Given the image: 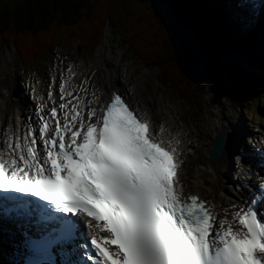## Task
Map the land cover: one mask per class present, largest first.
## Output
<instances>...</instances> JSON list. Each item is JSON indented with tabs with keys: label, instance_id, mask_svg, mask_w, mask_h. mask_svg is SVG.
I'll return each mask as SVG.
<instances>
[{
	"label": "snow or ice",
	"instance_id": "snow-or-ice-1",
	"mask_svg": "<svg viewBox=\"0 0 264 264\" xmlns=\"http://www.w3.org/2000/svg\"><path fill=\"white\" fill-rule=\"evenodd\" d=\"M60 92L63 101V84ZM73 99L47 114L41 105L23 135L3 132L0 191L76 217L86 225L84 247L92 253L85 255L94 264H264V214L253 201L218 220L214 205L185 194L178 134L167 130L165 141V126L153 128L120 94L86 118L83 97ZM58 219L59 235L36 242L38 250L72 236L73 222Z\"/></svg>",
	"mask_w": 264,
	"mask_h": 264
},
{
	"label": "trees",
	"instance_id": "trees-1",
	"mask_svg": "<svg viewBox=\"0 0 264 264\" xmlns=\"http://www.w3.org/2000/svg\"><path fill=\"white\" fill-rule=\"evenodd\" d=\"M161 1L171 6L168 13L154 0H0V53L11 45L16 48L20 64L38 63L45 61L56 46H71L75 38L94 52L106 27L111 26L119 45L127 46L145 68L156 69L163 85L173 84L187 109L197 108L204 80L210 76L222 79L225 74V63L206 40L207 30L214 36L220 34L215 18L224 10L225 0ZM180 14L204 29L202 43L194 47V53L206 50V76H200L201 70L194 66L198 60L172 19ZM221 19L230 25L224 16ZM218 42L222 51H233L230 42L221 38ZM257 59L252 66L256 70L245 65L230 69L231 84L242 91L244 99L264 92V56ZM255 114L256 109L250 105L248 118Z\"/></svg>",
	"mask_w": 264,
	"mask_h": 264
},
{
	"label": "rangeland",
	"instance_id": "rangeland-1",
	"mask_svg": "<svg viewBox=\"0 0 264 264\" xmlns=\"http://www.w3.org/2000/svg\"><path fill=\"white\" fill-rule=\"evenodd\" d=\"M154 1L160 8H164L165 12L168 13L171 10V7L164 5L163 1ZM259 13V18L250 21L249 25L243 22L244 17L241 14L239 16L231 13L229 15L230 18H227L232 19L230 22L233 24L231 27L233 29L247 30L248 32L256 30L253 41H251L252 44L248 46L252 49V53L250 52V54L240 57H230L231 60L228 64L232 63V65H235L238 64L237 61L253 64L255 63V57L264 55V7L260 9ZM173 19L180 36L187 41L186 45L189 51L198 60L197 64L199 62L204 63V56L201 51L200 53H194L195 50L193 49L198 47L195 45H199V41H201V28L190 25L183 19L182 15L173 17ZM237 19L241 26L236 24L235 21ZM104 35V41L100 43L95 52H90L88 48H84L79 44L78 39L75 38L71 46L55 47L52 56L46 62H28L23 65L21 67L22 76L18 74L19 66L16 48L6 45L0 53V96L4 97L5 91L10 85L14 84L15 86H12L14 88L17 87V95L20 98H23L22 95L27 98L28 96L33 98V92L36 88L41 87L43 91L47 88L51 90L54 87L53 77L61 81L67 69L71 66H77L81 69V73L85 78H89L87 82L79 81V84L87 88V90H93L98 83V78L94 76L97 75L99 78H103L104 75L103 65L106 63V59L102 46L106 45L107 50L111 48L114 54L122 55L121 63L126 62L129 65L131 81H134V86L138 90L142 101L146 99V93H148L156 101L157 108L163 107L165 102L167 106L176 110L177 119H181L180 125L191 131V147L187 149V154L188 152L192 154L196 147L207 142L209 138L214 141L220 131H225L219 129L221 125L228 126L227 132H234L236 125H239L237 132H234L235 142L238 143L237 148L231 155L226 172L231 180L236 182L242 179L240 171L244 168L251 170L255 167L256 161L253 158H256V152L259 149L264 148L261 144L264 141V92L258 96V106L262 112L261 117L258 116L257 120L248 119L245 108H247V103L251 100L243 102L238 95L232 92V87L228 82L229 72L225 74V78L221 81L210 76L205 79L201 89L200 105L192 111L187 109L180 101V97L175 94L176 87L173 84L163 86L157 70L145 69L142 63L134 55L130 54L127 46L118 45L114 42L108 28H106ZM226 61L225 59L224 62ZM145 77L147 80L142 81ZM240 95L243 96L242 93ZM258 124L262 128L259 127L257 129L254 127ZM214 126H216V129H214ZM248 157L252 158V161ZM252 175L250 174L251 179L254 178Z\"/></svg>",
	"mask_w": 264,
	"mask_h": 264
},
{
	"label": "bare ground",
	"instance_id": "bare-ground-1",
	"mask_svg": "<svg viewBox=\"0 0 264 264\" xmlns=\"http://www.w3.org/2000/svg\"><path fill=\"white\" fill-rule=\"evenodd\" d=\"M102 49L106 59V63L103 65L104 75L103 78L94 76L98 78V83L93 90H87L79 84V81L87 82L89 78H85L77 66H71L67 69L60 85L58 86L60 81L57 79V85L48 94H45L48 88L43 91L40 87L36 88L33 98L24 97L21 93L23 98H20L17 95V87L14 88V84H12L13 86L10 85L4 93L5 96H0V140L3 139L2 134L5 131L18 132L20 135L27 132L29 126L35 125L38 109L41 105L46 106L45 114H47L52 106L68 101L76 103L73 98L81 96L83 103L87 105L86 108L96 107L99 109L106 106V102L114 90L120 91L140 116L152 122L153 128H157L161 124L165 126L166 131L163 136L165 141L170 138L167 130H170L174 136L179 135L181 141L179 144L180 159L183 161L179 177L184 186L185 194H200L203 199L215 206L214 210L218 214V220L224 218L231 220V211L234 210L232 206H237L235 210L245 208L248 194L257 189V185H253L255 182L251 179L250 174L259 176L260 180L264 179V170L260 167L252 170L244 168L240 171L242 179L236 182H233L226 172L231 155L237 148L235 133L239 125H236L235 133L227 132V125L223 124L219 127L220 130H225L228 135V142L219 161L214 162L209 157L213 144L212 138L196 147L192 154L189 152L187 154V149L191 147V131L180 125L181 119H177L176 110L167 106L165 102L163 107L157 108L154 98L146 92V99L142 101L134 86V81H131L129 65L126 62H120L122 55L114 54L111 48L107 50L106 45H103ZM146 80L145 77L142 81ZM62 84L64 85L63 101L60 98ZM68 93L71 95L69 96ZM49 94H51V100ZM94 96L99 97V103L88 104V101H94ZM261 155L263 157L262 163H264V151L258 155V160ZM0 227L9 226L0 225ZM18 235L20 234L15 227H12V231L6 229V233L3 232L0 235V264H17L16 252L22 250L23 246V241ZM66 263L71 264L69 261Z\"/></svg>",
	"mask_w": 264,
	"mask_h": 264
},
{
	"label": "water",
	"instance_id": "water-1",
	"mask_svg": "<svg viewBox=\"0 0 264 264\" xmlns=\"http://www.w3.org/2000/svg\"><path fill=\"white\" fill-rule=\"evenodd\" d=\"M109 28L110 31H112V28L111 27ZM227 140H228L227 135L224 132H220V134L217 136L211 148L210 156L212 159L218 160L221 157L224 148L226 146Z\"/></svg>",
	"mask_w": 264,
	"mask_h": 264
}]
</instances>
